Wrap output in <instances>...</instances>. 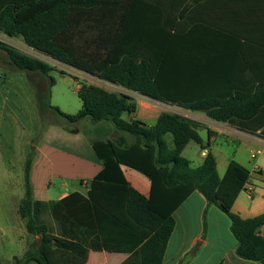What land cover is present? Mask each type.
Listing matches in <instances>:
<instances>
[{"label":"trees","instance_id":"trees-1","mask_svg":"<svg viewBox=\"0 0 264 264\" xmlns=\"http://www.w3.org/2000/svg\"><path fill=\"white\" fill-rule=\"evenodd\" d=\"M0 34L22 39L33 51L100 81L193 113L207 110L205 115L213 122L237 126L254 135L260 131L264 137V86L254 92L238 91L228 99L187 98L185 92L173 90L174 86L158 78L156 66L167 60L166 54L130 50L132 38L125 31L123 8L116 10L108 0H0ZM5 51L10 63L20 71L49 80L47 85L44 82L41 86L31 82L41 113H52L68 126L86 119L95 125H113L118 133L114 141L108 139L110 132L106 130L108 135L104 139L90 141L88 154L76 146L71 152L102 165L94 183L125 188L123 197L119 198L93 194L86 198L75 192L55 203L34 201L32 158H28L24 170L25 194L18 213L26 221L28 233L39 240L22 258L14 257L13 264H86L90 252L125 255L127 259L122 264H163L175 229V218L155 211L150 198L130 185L115 159L112 144L125 150L130 144L147 150L154 148L153 182L158 192H164L177 205L193 193H200L209 206H216L228 215L237 241V256L264 264V237L260 232L264 213L244 219L232 210L251 174L242 165L232 162L225 175L219 176L211 151V131L206 143L195 123L171 113L162 114L154 126L140 120H125L124 115L132 116L137 112L133 96L86 84L79 90L82 109L75 115L65 114L51 104V89L55 85L50 76L52 66L12 47H6ZM167 135H172L174 148L168 145ZM192 142L208 151L199 167L192 166L183 156ZM92 190L108 193L95 185ZM47 207L57 225L56 231L40 220Z\"/></svg>","mask_w":264,"mask_h":264},{"label":"crops","instance_id":"crops-1","mask_svg":"<svg viewBox=\"0 0 264 264\" xmlns=\"http://www.w3.org/2000/svg\"><path fill=\"white\" fill-rule=\"evenodd\" d=\"M108 3L116 6V10L123 8L125 31L132 38L130 50L140 51L142 54H166L167 60L156 66L158 78L162 83L174 86L173 90L185 92L187 98L214 96L228 99L238 91L254 92L257 87L264 86V0H108ZM151 56L155 58L154 55ZM12 66L10 64V67ZM7 81V77L0 78L3 85ZM113 87H116L114 91L133 96L137 111L140 108L137 100L139 97L142 98L141 117L136 112L132 116L124 115L125 120H140L148 126H154L162 114H173V109L178 108L185 110L115 85ZM32 96L36 102L35 90ZM11 109L14 116H17L16 110L20 111V108L14 104ZM197 113L191 112L192 115ZM26 116L30 119L31 115ZM145 120L151 123H146ZM211 123L216 124L212 121ZM217 124L227 129L217 131L212 127L207 128L208 134L209 131L212 133L214 131L217 133L215 137L222 132L241 138L253 137L257 140L258 144H241L234 156L222 163L219 162L216 153L212 149L211 151L216 158L221 178L232 162L242 165L251 174L246 189L233 206V212L244 219L260 216L264 213V137L260 135V131L254 135L237 126ZM100 125L104 127L102 129L104 132L106 130L110 132L108 139L111 142L118 137L111 123ZM64 129L66 137L55 134L57 140L64 143L63 146L72 143L77 148L84 147L82 144L84 140L80 139V128L72 131L76 128L67 125ZM68 135L72 137L69 138ZM128 140L132 142V138L128 137ZM17 143L21 144V141L18 139ZM22 144L29 146L26 161L32 158L31 184L34 201L46 204L58 202L72 194L67 185L70 182H80L84 191L75 192L86 198H91L92 194L97 197L105 195L123 197L125 188L122 186L93 182L103 167L89 158L82 157L80 153L68 151L66 147H58L49 142L34 145L32 139L24 140ZM112 145L115 159L130 185L150 198L151 207L155 211L163 216L175 218V229L168 243L163 264H260L237 256V241L231 232L228 215L216 206H209L200 193H193L183 203L177 205L164 192H158L153 182L154 148L147 150L130 144V148L125 150L115 144ZM168 145L174 148V144ZM190 145L185 148L183 155ZM18 147L20 156L22 148L21 145ZM243 149L248 151L247 157L240 154ZM253 152L256 154L254 159L251 158ZM207 153L208 151L200 150L198 153L200 163L197 166L188 160L192 166L199 167L204 163ZM3 159V157L0 159L1 165H4ZM3 170L6 171L5 168ZM10 174V169L6 174L0 171V191H9V199L17 198L18 206L16 209L14 206L12 208L14 213L12 219L18 223L21 218L18 213L19 202L25 194L24 173L23 194L20 184L15 185L7 176ZM59 179L64 181L62 187L65 190H60L57 200L48 197L46 200L38 199L41 197L37 196L39 192L46 195L54 186V180ZM92 185L108 193H97L92 190ZM15 186L16 193L13 192ZM156 196L160 199L156 200ZM50 226L54 231L57 230L54 220ZM260 232L264 237V226ZM17 239L25 244L23 252L17 255L18 258H22L29 250L27 243L30 242V234L25 230V235H19ZM97 254L106 256L101 261L98 260ZM118 256L120 258H116ZM14 257L16 256L7 262L12 264ZM126 259L127 256L121 254L90 252L86 264H122Z\"/></svg>","mask_w":264,"mask_h":264},{"label":"rangeland","instance_id":"rangeland-1","mask_svg":"<svg viewBox=\"0 0 264 264\" xmlns=\"http://www.w3.org/2000/svg\"><path fill=\"white\" fill-rule=\"evenodd\" d=\"M0 47V78H8L6 84L3 85L0 82V159L1 157L4 158V165H1L0 163V171L5 172L6 174L7 170L10 169L11 174L7 176L10 177L11 182L15 185L20 184L23 194V173L27 153L29 151V146H26L27 144H22L24 140L32 139L34 145H42L44 142L54 143L53 145H57L58 147H66L68 151H73L76 148L72 143L63 146L64 143L59 139L57 140L55 134H62L65 137L67 136L64 129L67 124L62 123L64 120L56 117L52 113H41L37 101L35 102L32 96L35 87L32 86L31 82L41 86L44 82L47 85L49 80L46 79L43 81V79L37 74L30 76L28 75L29 73L20 71L15 66L10 67L11 63L5 48H15L25 55L40 59L52 66L53 71L50 76L55 80V85L51 89V104L65 114L75 115L82 109V101L79 98V90H81L82 84L104 87L110 91H114V88L116 87L100 81L83 71L74 69L50 57L33 51L24 45L22 39H11L0 34ZM62 72L66 73V75H62ZM30 79L31 82H29ZM141 99L142 98L139 97L137 100L140 105V108L137 111L139 117H141L142 111ZM14 104L16 107L20 108V111L16 110L17 116H14L12 113L11 107ZM173 111V114H178L195 123L198 133L206 143L209 140L207 128L212 127L217 131L227 129L217 123H211L205 113L201 112L197 113V115H192L191 112L179 108L173 109ZM26 115H31L30 119ZM145 121L146 123H151L149 120ZM72 126L76 128L72 131H76L80 128V139L84 140L82 141L84 147L80 151L87 152V154L90 152L89 141L101 138L104 139L108 135L102 130L104 128L101 127L102 125L92 124L88 119L82 121L78 125ZM216 135L217 133L213 131L214 138H212L211 149L216 153L220 163L233 157L235 152L239 150L241 144H258L257 140L253 137L241 138L222 132L217 137H215ZM68 137L71 138L72 136L68 135ZM18 139L21 141V144L17 143ZM166 141L168 144H174L172 135H168ZM190 144L191 145L186 149L183 156L189 159L193 165L197 166L200 163L198 153L200 152L201 147L194 142ZM18 145H21L22 148L20 156H18L20 153ZM85 147H87V151ZM240 152L243 157H247L248 151L246 152L243 149ZM4 168L6 171L3 170ZM63 185V180H54V186L46 192V195L48 196L39 192L37 196L41 197L38 199L46 200L48 197L49 199L57 200L60 190L64 189L62 187ZM67 185L71 193L75 191H84L80 182H70ZM13 192H17V186H15ZM8 196L9 191H0V264H10V262H7L9 259L13 256L18 257L17 255H20L23 252L25 244L20 242V240L17 239V236H24L25 230L27 231L26 221L20 218L18 223H16V221L12 219V216L14 215L12 208L14 206L16 209L18 206V200L17 198L9 199ZM4 207L7 208L4 209ZM40 220L48 225L53 224V219L48 207L43 212ZM37 240H39V237L30 235V242L27 243V249H30ZM97 256L98 260L102 261L106 255L97 254ZM116 258L120 257L118 256ZM13 262L14 260L12 259L11 263L13 264Z\"/></svg>","mask_w":264,"mask_h":264},{"label":"built area","instance_id":"built-area-1","mask_svg":"<svg viewBox=\"0 0 264 264\" xmlns=\"http://www.w3.org/2000/svg\"><path fill=\"white\" fill-rule=\"evenodd\" d=\"M255 153L253 152L252 155H251V158L254 159L255 158Z\"/></svg>","mask_w":264,"mask_h":264},{"label":"water","instance_id":"water-1","mask_svg":"<svg viewBox=\"0 0 264 264\" xmlns=\"http://www.w3.org/2000/svg\"><path fill=\"white\" fill-rule=\"evenodd\" d=\"M204 112H205V113H207L208 111H207V110H205Z\"/></svg>","mask_w":264,"mask_h":264}]
</instances>
